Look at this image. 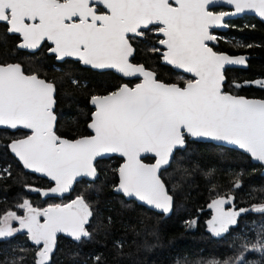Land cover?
<instances>
[{
    "label": "snow or ice",
    "instance_id": "obj_1",
    "mask_svg": "<svg viewBox=\"0 0 264 264\" xmlns=\"http://www.w3.org/2000/svg\"><path fill=\"white\" fill-rule=\"evenodd\" d=\"M216 0H0V23L18 34L19 48L36 50L51 42L57 59L77 58L94 69H116L125 77H139L135 86L121 85L105 96H93L89 128L93 134L67 140L55 131V86L36 74H27L19 63L0 64V125L22 127L30 134L14 140L10 148L26 168L43 173L54 186L44 192L64 194L78 177L95 178L97 158L118 154L117 190L135 196L168 213L173 197L161 179L176 150L188 138L209 137L238 146L264 162V99H248L224 92L225 65H243L245 57H230L208 46L216 39L210 28L227 27L226 17L254 11L264 17V0H226L235 13L210 10ZM101 5L103 10H99ZM146 32L161 36L162 47L151 51L192 78L183 84H166L142 64H133L132 41ZM75 83V81H73ZM264 88V81H256ZM241 87V85H236ZM152 163H146L149 159ZM239 187V182L235 185ZM231 198L214 199L209 221L214 235L238 225L248 209L225 210ZM24 216L7 212L0 217V238L26 230L29 239L42 245L36 264H46L58 233L79 241L93 212L83 196L70 203L35 208L24 200ZM264 213V205L253 206ZM15 221L19 227H13ZM194 223V222H192ZM256 243L241 244L234 264H247L244 253H264V226ZM99 259L98 257L96 258ZM16 264V260L12 261ZM210 264H219L218 261ZM224 264H228L227 261Z\"/></svg>",
    "mask_w": 264,
    "mask_h": 264
},
{
    "label": "trees",
    "instance_id": "obj_2",
    "mask_svg": "<svg viewBox=\"0 0 264 264\" xmlns=\"http://www.w3.org/2000/svg\"><path fill=\"white\" fill-rule=\"evenodd\" d=\"M237 21L227 39L220 42V50L249 58L247 68L226 70L224 90L264 99V88L244 84L264 80V23L253 16ZM18 41V36L9 35L6 26L0 24V64L19 63L27 74L34 73L55 86L58 135L73 139L86 134L92 112L90 97L112 91L119 76L94 72L74 61L56 63L45 48L35 53L18 50ZM149 53L142 46L135 60L161 67L153 57L143 59ZM171 72L166 68L159 77H169ZM24 133L0 129V217L7 212L20 213L18 205L24 200L35 208H46L77 196H83L93 212L85 226L90 236L79 241L59 236L46 264H234L243 251L241 244L256 243L262 232L264 213L252 209L264 205V176L260 175L261 167L242 152L188 140L185 149L177 150L169 167L161 171L173 197L172 212L165 216L113 193L121 161L117 157L98 160L99 177L93 182L77 181L68 196L43 197L39 190L50 183L24 171L8 149L15 135ZM216 198H231L232 206L248 209L238 218L237 226L219 236L207 228L208 205ZM40 248L25 232L0 239V264H12L13 260L16 264H36ZM244 255L247 264H264V253L249 251Z\"/></svg>",
    "mask_w": 264,
    "mask_h": 264
},
{
    "label": "water",
    "instance_id": "obj_3",
    "mask_svg": "<svg viewBox=\"0 0 264 264\" xmlns=\"http://www.w3.org/2000/svg\"><path fill=\"white\" fill-rule=\"evenodd\" d=\"M218 5L225 6V7H227V8H231V9H232V13H235V8H234V6H233V5H229V4H227V3H226V0H216V3H215L214 5H212V6H218ZM241 15H251V16L255 17L256 19H258L259 21H261V22L264 23V17H260V16L258 15V13H255L254 11H246V12H244V13L234 14V15H230V16H228V17H235V16H241ZM226 18H227V17H226ZM4 24H5V23H4ZM6 31H7V30H6ZM7 33H8L9 35H15V36H18V34H12V33H9L8 31H7ZM18 38H19V41H18L17 44H16V47H17L18 50L26 51V52H28V53H35V52H37V51L41 48V47H40V48H38V49H36V50H30V49L19 48L18 45H19V43H20V37L18 36ZM208 42H211V41H208ZM47 43H48V45H50V47L52 46V45H51V42H47ZM47 53H48L49 55H53V56H55V60H56V61H61V60H63V59H57L56 54L51 53V52L49 51V49L47 50ZM222 53H224V52H222ZM133 54H134V53H133ZM224 54H226V55H228V56H230V57H234V58H235V57H241V56H243V57H245V64H243V65H225V67H224V69H223V73L225 72V70H226L227 68H239V69H245V68H247V59L249 58V56H248L247 54H237V55H229V54H227V53H224ZM130 58H131V57H130ZM68 59H72V60L78 61L79 64H80V66H82V67H85V68H91V69H93V70H98V71H111V72H113L114 74H116L117 76L122 77V78H125V79L139 78V77H125V76H123L121 73H119L116 69H94V68H92V67L89 66V65H84V64L81 63L77 58H68ZM161 62H162L163 64H165V65L170 66L171 68L175 69L176 71H181V72H183V73H185V74L191 75L190 73H186L183 69H177V68H175L174 66L169 65V64L166 63L163 59L161 60ZM40 78H42V77H40ZM42 79H44V78H42ZM225 81H226V78H225V75H224V81H223V85H222V90H223V91H224V84H225ZM256 81H264V80H255V81L247 82V83H245V84H247V85H250V84L258 85V84L255 83ZM224 92H225V91H224ZM227 93H229V92H227ZM229 94H232V93H229ZM54 95H55V93H54ZM106 95H107V94H106ZM232 95H235V94H232ZM103 96H105V95H103ZM235 96H243V95H235ZM243 97L248 98V99H262V98H255V97H246V96H243ZM89 105H90V107L93 109V111H92V113H91V115H90V121H89L88 124H87V128H88V131H89L90 135H92L93 132H92V130L89 128V124L91 123V120H92V114L96 111V108H95V106L91 103V99H90V101H89ZM54 110H55V104H54ZM54 113H55V112H54ZM55 115H56V114H55ZM56 118H57V116H56ZM56 120H57V119H56ZM55 127H56V124H55ZM0 129H6V130H9V131H11V132H15V131L20 130V131L26 132V133H27L26 135L30 134V131H29V130L24 129V128H22V127H18V128H16V129H12L11 127H9V126H7V125H0ZM26 135H24V136H26ZM24 136L13 139V140L9 143V145H8V149H9V152L11 153V155H12V156H13V157L19 162V164L22 166V168L24 169V171L29 172V173H31V174L37 176V177L43 178V179L47 180V181L50 183V186H49L48 188L39 190V193H40L43 197H45V198L52 197V198L62 199L63 197L68 196V195L70 194L71 190L73 189V187H74V185L76 184L77 181H79V180H81V179H85V180H87V181H89V182H93V181H95V180L99 177V172H98V170H97V176H96L95 178H90V177H78V178L76 179V181L73 182L72 188H71L68 192H66V193H64V194H49V195H44V192H45V191H47L50 187H53V186H54V182H53L49 177H47L45 174H43V173H39V172H35V171L32 170V169L26 168V167L23 165V162L19 160V158H18V157L12 152V150H11V148H10V145H11V143H12L14 140L22 139V138H24ZM88 136H89V135H88ZM82 137H84V136H82ZM62 138H64V137H62ZM79 138H81V137H79ZM79 138H76V139H79ZM64 139H67V138H64ZM67 140H71V139H67ZM73 140H75V139H73ZM188 140H189V141H196V142L212 143V144H214V145L225 146V147H228V148H231V149L237 150V151H239V152H242V153H244L245 155H247V156L250 158V161H251L252 163H254V164H258V165L261 167L260 175H261V176H264V162H260V161L255 160L254 158L251 157V155H250L249 153H247L246 151H244V150H242V149H239L238 146L232 145V144H230V143H228V142H225V141H217V140H214V139L209 138V137H203V138H192V137H189ZM185 147H186V146H185ZM185 147L180 148V149H178V150H183V149H185ZM176 151H177V150H176ZM176 151H175V152H176ZM174 154H175V153H174ZM110 157H117V158L121 159V161H120V163H119V165H118V168H119V166L123 163L122 158H121L118 154H109V155H107V156L97 158V161H98V160H101V159L110 158ZM149 157L151 158V154H149ZM172 158H173V157H172ZM172 158H171V160H170V163H171V161H172ZM97 161H96V162H97ZM96 162H95V164H96ZM145 162H146V161H145ZM152 162H154L153 159H152V161H150V162H146V163H152ZM169 165H170V164H169ZM169 165H167V166H165L164 168H162L161 171L167 169V168L169 167ZM96 169H97V168H96ZM161 179H162V178H161ZM118 183H119V179H118V175H117V182H116V184L114 185L112 191H113V193H115V194H119V195H121L124 199H126V200H133V201H135L138 205H141V206H143V207H145V208H147V209H149V210L155 211V212H157V213H159V214H162V215H165V216L169 215V214L172 212L173 202H172L171 210H170L168 213H164L162 210L157 209V208H155L154 206L148 205L146 202L139 200L138 197H135V196H131V197H129V196L124 195L122 191H118V190H117V185H118ZM46 208H47V207H46ZM59 236L71 237L70 235L65 234V233H58V234H57V238H58ZM71 238H73V237H71ZM41 247H42V246H41ZM51 254H52V253H51ZM51 254H50V256H51ZM37 259H38V258H37ZM49 259H50V258H49ZM48 261H49V260H48ZM48 261H47V262H48ZM47 262H46V263H47Z\"/></svg>",
    "mask_w": 264,
    "mask_h": 264
},
{
    "label": "flooded vegetation",
    "instance_id": "obj_4",
    "mask_svg": "<svg viewBox=\"0 0 264 264\" xmlns=\"http://www.w3.org/2000/svg\"><path fill=\"white\" fill-rule=\"evenodd\" d=\"M97 7H98L99 10H103L101 5H97ZM210 10L213 11V12H215V13H219V12L232 13V9H231V8H227V7H225V6H221V5H218V6H210ZM244 16H246V17H252L251 15H241V16H235V17H227V18H225V20L223 21V23L227 25L226 28H225V27H220V26H216V27H212V28H210V29H209L210 33H211L212 35H214V36L216 37V39L213 40V41H211V42H207V43H208V46L211 47V48L213 49V51H215V52H217V53H222L223 51L220 50V42H221L222 40H226V39H227L226 34H227L228 32H231V31L234 29L235 24L238 22L237 20H238V19H239V20H242ZM0 24L5 25V26H6V30H7V25H6V24H4V23H0ZM160 38H162V37L159 36L158 34L154 33V32H146V34H145L144 37H142V38H136L135 40H133L132 43H133V47H134V54H133V56L130 58V61H131L133 64H142V65H144L146 69L153 71V72L156 74V78H157L159 81L163 82V83H166V84L179 83V84L182 85V84H183V81L180 79V77H184L185 79H190V78H192V76H191V75H188V74H185V73H183V72H181V71H176L175 69L171 68L170 66L163 64V63L161 62V60H162V56H161V54H160V53H157V52H153V51H151L152 48H155V47H162V46H160V45L158 44V40H159ZM142 46H144L145 48H148V49L150 50V52H151V53H149L150 56H147V55H146V56H144L145 58H143V59L146 61V60H148L149 58L153 57L154 59L158 60V62H159V64L161 65V67H159V66H151V67H150V66H147L145 62H140V61L138 62V61L135 60V57L137 56V51H138V49H140V47H142ZM42 48H45L44 51H45L46 55L53 57V59H54V61H55L56 63H63V62H65V61L69 60V61L77 62V63L79 64L78 61H75V60H72V59H68V58H65V59H63V60H61V61H56V60H55V56H53V55H49V54L47 53V50L50 48V45H48L47 42H45V43L42 44V46H41L40 49H42ZM40 49H39V50H40ZM224 53H225V52H224ZM247 60H248V59H247ZM148 61H149V60H148ZM79 65H80V64H79ZM162 66L165 67V68H163ZM81 67H82V66H81ZM84 68H85V67H84ZM166 68H167L168 70H171V71H172V72L170 73L171 76H169V77H167V76H165V77H159V73H160L161 71H164V72H165V71H166ZM87 69H90V70H92V71H94V72H99V73H103V72H111V71H98V70H93V69H91V68H87ZM227 69H239V68H227ZM227 69H226V70H227ZM226 70H225V72H226ZM225 72H224V75H225ZM112 73H113V72H112ZM42 78H43V77H42ZM117 78H118V80H117V81H118V82H117L118 85H116V87H115L112 91H115V90H116L117 88H119L121 85H125V84L129 85L130 87L135 86V84L139 83V82H140V79H141V78L125 79V78H122V77H117ZM225 78H226V75H225ZM44 79H45V78H44ZM45 80H46V79H45ZM46 81H47V80H46ZM226 81H227V80H226ZM226 81H225V83H226ZM48 82H50V81H48ZM248 82H251V81H248ZM245 83H247V82L245 81L244 84H245ZM112 91H110V92H112ZM224 91H225V90H224ZM110 92H108V93H106V94H109ZM225 92H228V91H225ZM229 93H230V92H229ZM106 94H97V95H93V96H103V95H106ZM232 94H233V93H232ZM93 96H91L90 99H91ZM90 99H89V101H90ZM92 111H93V109H92ZM91 113H92V112H91ZM90 115H91V114H90ZM89 121H90V119H89ZM89 121H88V122H89ZM87 124H88V123H87ZM26 134H27V133L25 132V133L23 134V136L26 135ZM57 135H58V134H57ZM88 135H90V133H89L88 128H87V133H86V134L81 135V136L78 135V136L74 137L73 139H76V138H79V137H82V136H88ZM58 136H60V135H58ZM60 137H62V136H60ZM18 138H19V137H18ZM64 138H65V137H64ZM67 139H69V138H67ZM73 139H71V140H73ZM71 201H72V200H70V201H68V202H64V204H65V203H70ZM228 210H239V209L231 205V206H230V209H228ZM226 211H227V209H226ZM242 214H244V212H243ZM242 214H241V215H242ZM241 215H240L239 217H241ZM239 217H238V218H239ZM41 246H42V245H41Z\"/></svg>",
    "mask_w": 264,
    "mask_h": 264
},
{
    "label": "rangeland",
    "instance_id": "obj_5",
    "mask_svg": "<svg viewBox=\"0 0 264 264\" xmlns=\"http://www.w3.org/2000/svg\"><path fill=\"white\" fill-rule=\"evenodd\" d=\"M23 135H20V134H16L15 135V137L16 138H18V137H22ZM31 189H33L32 187H31ZM216 199H218V198H216ZM227 199V198H226ZM28 201V200H27ZM23 203V202H22ZM21 203V204H22ZM56 204H64V202L63 203H56ZM230 206H231V203H230V201H229V203H226L223 207H224V209L226 210H228V209H230ZM210 209V216H209V218H208V220H207V228H208V230L209 231H211L210 230V225H209V221H211L212 219H213V217L216 215V213H215V210L213 209V208H209ZM17 215H19V216H24L25 214H26V209H22L21 208V212L20 213H17V212H15ZM6 214V213H5ZM5 214H3L2 215V217L5 215ZM12 226L13 227H19V224L17 223V222H15V221H13L12 222ZM20 232H25V233H27L26 232V230H22V231H20ZM211 233H213L212 231H211ZM28 235V234H27ZM0 239H4V238H0ZM31 240V239H30ZM32 241V240H31Z\"/></svg>",
    "mask_w": 264,
    "mask_h": 264
}]
</instances>
